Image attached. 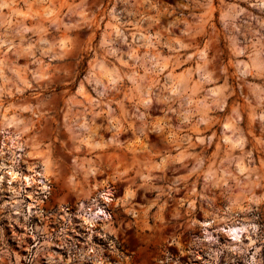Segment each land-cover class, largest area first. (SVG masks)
<instances>
[{
  "label": "clouds",
  "instance_id": "1",
  "mask_svg": "<svg viewBox=\"0 0 264 264\" xmlns=\"http://www.w3.org/2000/svg\"><path fill=\"white\" fill-rule=\"evenodd\" d=\"M0 264H264V0H0Z\"/></svg>",
  "mask_w": 264,
  "mask_h": 264
}]
</instances>
